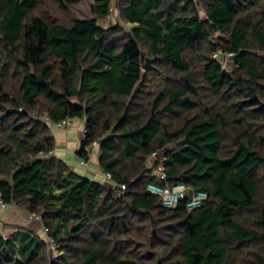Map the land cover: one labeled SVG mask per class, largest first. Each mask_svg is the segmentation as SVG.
<instances>
[{
  "label": "trees",
  "instance_id": "trees-1",
  "mask_svg": "<svg viewBox=\"0 0 264 264\" xmlns=\"http://www.w3.org/2000/svg\"><path fill=\"white\" fill-rule=\"evenodd\" d=\"M79 2L0 0V192L44 229L0 233V264H264V0H118L129 29L102 24L112 0L88 19ZM148 55L171 75L157 94ZM47 116H87L77 154L98 140L126 191L40 157L57 146ZM153 153L167 182L207 192L201 207L147 189L165 183Z\"/></svg>",
  "mask_w": 264,
  "mask_h": 264
},
{
  "label": "built area",
  "instance_id": "built-area-1",
  "mask_svg": "<svg viewBox=\"0 0 264 264\" xmlns=\"http://www.w3.org/2000/svg\"><path fill=\"white\" fill-rule=\"evenodd\" d=\"M117 2H118V0H112L111 7L108 10V14H107L104 22H110L114 19V16L116 15ZM228 55L232 56L233 53H229ZM87 118H88L87 116L80 118V119L65 118L63 120L55 121V122L52 121L48 116L45 119L50 123V125L53 128L59 129V130L69 129L75 125L76 120H79L83 126L82 127L81 142H80V147H79V148H81L82 141L84 139H86V137L88 136V129L86 128ZM84 150H85V152L88 153L89 158H84L82 156H79L77 154V151L75 153L80 164L83 166H89L91 164V158L92 157H97L99 159L102 155V150L100 148V142L98 140H95L94 142H92L90 144H86L84 146ZM55 153H56V150H52L49 152L41 153L39 156L44 157V158H48V157H51L52 155H54ZM158 156L159 155L157 153H153L150 158L146 159L145 162L147 164H150V162H154L156 160L159 162L157 167L154 169V173L157 174V176L162 181H164L165 183L160 184L156 181H150L147 184V189L151 193L161 196L162 200H163V205L166 208H175L181 202H186V206L189 210H194V209L201 207L202 204L204 203V201L208 197L207 192L201 191V190L200 191H196V190L190 191L191 188L184 183L170 184L169 182H167L168 175H167V172L165 171V168L163 165L164 158L162 157L161 159H159ZM102 172H103V175L105 176V179L107 180V182L112 183L116 187L119 194H122L126 191V185L122 184V183H117L114 180L112 173L105 172V171H102ZM12 207H14V205L12 203L5 202L3 200L2 194L0 192V208L1 209H8V208H12ZM31 217L36 218V219L41 218L40 215H32ZM0 233L2 234V232H0ZM49 244L53 248H55V249L57 248V243L53 238H50Z\"/></svg>",
  "mask_w": 264,
  "mask_h": 264
},
{
  "label": "crops",
  "instance_id": "crops-1",
  "mask_svg": "<svg viewBox=\"0 0 264 264\" xmlns=\"http://www.w3.org/2000/svg\"><path fill=\"white\" fill-rule=\"evenodd\" d=\"M82 127V123L77 120V123H75V125L69 129H54L52 134L57 143L55 154L63 158L74 171L91 179L115 187L112 183L107 182L105 179V176L103 175L102 169L99 165V159L97 157L91 158V164L89 166H83L80 164L75 153L80 147ZM2 210H4V213L0 215L1 218L3 216L2 220L0 221V230H2V234L5 236H9L15 232L17 226L19 225L31 228L44 236V229L41 221H39V219L32 218V215H30L28 212L15 207L8 209L0 208V211ZM3 222L6 224L5 227H7L5 229L2 228L4 227Z\"/></svg>",
  "mask_w": 264,
  "mask_h": 264
},
{
  "label": "rangeland",
  "instance_id": "rangeland-1",
  "mask_svg": "<svg viewBox=\"0 0 264 264\" xmlns=\"http://www.w3.org/2000/svg\"><path fill=\"white\" fill-rule=\"evenodd\" d=\"M94 3H95V0H80L79 3L69 5V10L72 11L74 13V15L76 17H79L80 19L93 18L94 14H93L92 7H93ZM46 7L49 8V9H47L48 11L52 12L54 15L56 14L57 9L55 7H53V5L51 6L50 3H46L45 8ZM45 8H44V10H45ZM116 14H118V15L116 16L115 20L110 21V22H104V20H103V21H101L102 24L110 26V25L122 23V21L119 17V13H116ZM124 27L126 29H129L128 25H124ZM217 56L219 57V60L224 64L225 69L228 70V66L231 64V62L233 60L232 56H229L228 54H221V53H218ZM147 57L148 58H155V57H152L150 55H148ZM151 65H152L151 69H143L145 74H146L145 80H144L145 88H146V91H148L149 93L157 94V92L166 85V79L168 78V77H166V75L167 76H171V75L168 73L166 74V73L162 72L161 70H159L155 61H153L151 63ZM156 68H158V69H156ZM76 123H77V120H76ZM170 147H172V146H170ZM162 153H164V152H162ZM162 153H161V155L158 156L159 159L162 158V156H163ZM3 213H4V210L0 211V215H2ZM2 218H3V216H2ZM2 218L0 216V221L2 220ZM3 226H4V227H2L3 229L7 228V227H5L6 226L5 223ZM0 232H2V230ZM48 248L50 250L49 252H50L52 258H54L55 256H57L59 254L58 248L55 249L50 244H48Z\"/></svg>",
  "mask_w": 264,
  "mask_h": 264
},
{
  "label": "water",
  "instance_id": "water-1",
  "mask_svg": "<svg viewBox=\"0 0 264 264\" xmlns=\"http://www.w3.org/2000/svg\"><path fill=\"white\" fill-rule=\"evenodd\" d=\"M157 58H158V57H155V58H146V61H145L144 65H143V68H144V69H151V68H152L151 63H152L153 61H155Z\"/></svg>",
  "mask_w": 264,
  "mask_h": 264
}]
</instances>
